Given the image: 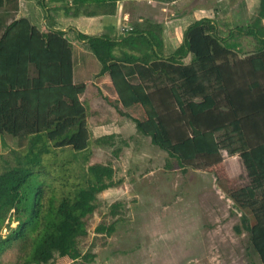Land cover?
Returning <instances> with one entry per match:
<instances>
[{
  "label": "trees",
  "instance_id": "16d2710c",
  "mask_svg": "<svg viewBox=\"0 0 264 264\" xmlns=\"http://www.w3.org/2000/svg\"><path fill=\"white\" fill-rule=\"evenodd\" d=\"M20 1L0 0V135L11 136L19 147L0 166V260L17 250V264H54L60 258L90 264L96 255L83 254L79 240L89 235L99 195L120 182L112 164H88V153L93 145H113L116 137L91 140L90 112L81 99L87 85L75 82L80 56L59 12L94 16L105 6L114 13L121 0L96 8L85 0L60 8L40 0L49 13L46 25L37 8L13 18ZM163 34L161 25L148 21L121 41L82 33L77 38L101 65L97 79L108 75L121 95L136 90L153 114L150 129L99 90L101 98L183 173L219 165L224 153L240 156L250 183L228 195L242 214L235 230L249 234L264 264V0L251 23L230 29L226 38L214 19L193 22L169 58ZM245 36L258 45L247 55L236 41ZM121 207H111L113 217ZM117 222L96 228L103 245Z\"/></svg>",
  "mask_w": 264,
  "mask_h": 264
},
{
  "label": "rangeland",
  "instance_id": "374dc122",
  "mask_svg": "<svg viewBox=\"0 0 264 264\" xmlns=\"http://www.w3.org/2000/svg\"><path fill=\"white\" fill-rule=\"evenodd\" d=\"M38 2L40 0H21L20 11L13 12L12 17L26 14L33 5L43 16L45 9ZM206 2V13L215 21L219 20V30L226 38L230 29L251 23L260 0ZM42 21L46 25L45 20ZM193 21V17L188 16L180 19L177 25L184 28ZM165 27V39L171 49L175 28L173 24ZM236 41L241 44V53L246 55L258 46L256 40L248 36L238 37ZM77 46L84 49L80 44ZM191 59L189 56L187 62ZM81 61L83 68L77 70L75 78L88 87L81 99L86 101L90 112L91 140L116 137L113 145H93L88 153V164H112L116 171L115 181L120 182L99 195L89 235L79 240L83 254L96 255L90 264H262L251 248L249 234L246 231L237 234L235 227L241 225L242 214L228 196L250 183L240 156L224 153V161L219 165L183 173L176 161L170 160L149 138L137 132L131 120L119 117L101 98L97 87L113 102H119L123 111L147 122L148 131L153 114L140 102L136 90L121 95L111 77L97 83L95 78L101 69L100 63L92 54L83 53ZM18 148L11 136L0 135V166L4 160H12V151ZM116 203H121L122 207L113 217L111 207ZM117 220L116 231L103 245V238L95 233L96 228L102 222L111 225ZM0 264H17V250H10ZM54 264H73V261L60 258ZM78 264L86 263L79 261Z\"/></svg>",
  "mask_w": 264,
  "mask_h": 264
},
{
  "label": "crops",
  "instance_id": "0c3cea01",
  "mask_svg": "<svg viewBox=\"0 0 264 264\" xmlns=\"http://www.w3.org/2000/svg\"><path fill=\"white\" fill-rule=\"evenodd\" d=\"M46 2H50V6L54 8H60L66 4H73V0H42L43 4ZM105 2L106 0H85L84 3L86 6H93V8H96L98 5H104ZM206 4V0H121L117 3L114 13H112L111 7L108 9L107 7L103 6L99 9V11L94 12L97 13V15L94 16L82 14L75 17L72 15L65 17L62 12H59V15L61 19H64L65 24L68 25L63 30L66 32L67 37L73 44L75 57L81 56L82 53L93 55L84 42L78 40L77 35L79 33L88 36L105 35L109 36L113 40L121 41L122 38L126 36V34L122 33V28L124 26L131 28L139 27L144 29L146 28L147 22L152 21L161 25L164 29L163 54L166 58H169L170 55L183 44L184 34L193 22L203 18L212 19L205 11V8L207 7ZM32 8H34V5ZM44 16H46L45 24H47V18L49 17L47 8L45 9ZM188 16L193 17L194 21L189 25L186 24L184 28H180L177 25V22H179L180 19ZM216 22L218 23V27H220L219 20H216ZM166 24H173L175 28V33L171 38V43L173 46L171 49H168V43L165 39ZM221 28L223 27L221 26ZM224 31L226 32L227 30L225 29ZM77 44L83 46L84 49L78 48ZM96 61L98 60L96 59ZM81 64L82 62H79L78 69H81ZM108 77L109 76L107 75L102 78L95 79L98 83V81ZM75 82L79 83L77 82V78H75ZM97 86L99 85L97 84ZM98 88L100 87H97V91L100 90L103 93V91ZM103 95L107 96L104 93Z\"/></svg>",
  "mask_w": 264,
  "mask_h": 264
},
{
  "label": "built area",
  "instance_id": "2783aa9c",
  "mask_svg": "<svg viewBox=\"0 0 264 264\" xmlns=\"http://www.w3.org/2000/svg\"><path fill=\"white\" fill-rule=\"evenodd\" d=\"M130 31H132V28H126V27L122 28V33L123 34L129 33Z\"/></svg>",
  "mask_w": 264,
  "mask_h": 264
}]
</instances>
